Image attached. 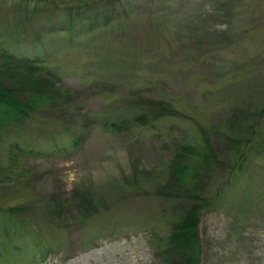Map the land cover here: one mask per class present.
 I'll list each match as a JSON object with an SVG mask.
<instances>
[{"label":"rangeland","instance_id":"374dc122","mask_svg":"<svg viewBox=\"0 0 264 264\" xmlns=\"http://www.w3.org/2000/svg\"><path fill=\"white\" fill-rule=\"evenodd\" d=\"M3 48L39 61L59 111L4 130L2 159L8 144L34 142L50 126L81 135L68 151L20 160L17 180L0 184V209H20L0 216L3 225L24 224L30 245L21 240L45 249L43 264H195L189 228L168 253L152 236L193 210L191 183L206 191L213 174H227L219 164L236 155L226 135L264 105V0H0ZM16 71L0 57V83L43 90ZM30 91L0 88V102L21 107ZM139 104L145 125L128 114ZM213 130L220 163L194 180L170 177L177 149ZM245 174L225 205L200 215L198 264H264V159Z\"/></svg>","mask_w":264,"mask_h":264},{"label":"trees","instance_id":"16d2710c","mask_svg":"<svg viewBox=\"0 0 264 264\" xmlns=\"http://www.w3.org/2000/svg\"><path fill=\"white\" fill-rule=\"evenodd\" d=\"M23 1V0H22ZM41 1V0H39ZM0 53V57H7L8 60L11 61L12 64L16 68H18V72L21 74V70H26L28 75H31L35 77V83H43V84H51L50 81L53 80L52 78L46 76L43 77L40 74L39 71V64L35 61H32L31 59H18L15 57V55L12 52H8L7 50H3ZM10 64V63H9ZM16 71V76L19 77V73ZM25 73L24 71H22ZM26 74V73H25ZM22 75V74H21ZM24 77L26 75H23ZM23 77V79H24ZM242 78L237 79L241 82ZM236 81V78L233 80ZM244 81V80H243ZM236 83V82H235ZM35 98L32 99V101H29L25 103L23 107H18L11 101H1L0 102V109H10L11 113L4 112V117L0 121V135L2 132L7 131L8 129H15L22 127L25 124L31 123L36 121L35 115L39 111H45L46 113L51 112L52 114L58 113V109L55 107V103L57 102V99L54 98L53 92H51V87L49 85V90L44 89L37 93H35ZM228 101H232L231 97L226 98ZM230 101V104H232ZM9 102V103H8ZM140 105V104H139ZM138 105V106H139ZM142 105H140L138 108H136L138 111L131 110L128 112V114L131 116L130 119L133 121V123L140 122L141 124L145 125L146 122L143 118V113H141ZM154 106V105H151ZM225 104L223 105L222 109H224ZM226 107V106H225ZM56 111H55V109ZM228 108V107H226ZM257 110V109H256ZM254 110L251 112L253 113ZM145 113V108L143 110ZM133 114V115H132ZM12 117H7V116ZM6 118H8L7 121ZM228 120V118H226ZM225 119V120H226ZM264 119V105L259 107V109L253 113V115H250L249 118H244L239 123L236 124V127L233 129V134H228L227 140L230 142V146L234 148V153L236 157L233 159V165L228 164L224 165L223 163L219 162V157H216V154L214 151H212V147L209 145V138L210 133L213 132H205L209 133L206 135H202L201 138L195 139L194 144H189L188 147H182L181 149H177L176 151V158L175 160L171 161L169 163V173L170 177L178 178L179 180H184L187 173H191L190 180H194L198 177V173L200 171L207 172L212 171L215 166V163L219 164L221 168L222 166L224 168L220 169V171L225 170L227 174H220L218 178H215L217 176H213L209 178L207 181V184L210 186L211 182L214 184L213 188L206 191L201 190L198 191V189L193 186L194 184L190 181V187L193 189L194 193V199L196 201L195 206H193V210L189 213H181L178 214L177 217L174 218L173 224L169 225L170 229H168L167 235L165 237H160L159 234H156L152 236V242L155 243L156 249L160 250L161 253H168L172 252V249H176L173 247V243L175 242V237L179 236V239L181 237L187 235L186 233L189 232L192 239L196 241V247H197V255L194 258L196 263L198 264L199 255H200V244L198 241V234H197V224L198 219L200 215H202L207 210H212L217 206L225 205V202L227 199L232 195L233 190L235 189V186L240 184L242 180H246L250 177L249 175L245 174L246 168L248 164L255 163L257 164L258 160L264 159V127H262V120ZM5 121V123H4ZM229 123V122H228ZM228 127V125H226ZM56 126H50V129L52 128V134L45 137V139H48L46 144L50 146V149L52 151H58V140L60 137V133L58 131V128H55ZM112 128H116V125L113 124ZM7 129V130H6ZM49 129V130H50ZM61 135H66L67 132L63 131ZM225 135V133H224ZM40 139V138H39ZM67 139V138H66ZM62 140V139H61ZM72 145H76L74 142L75 140H71L68 138V141H63L64 146L68 142ZM9 148V149H8ZM27 147L25 146H18V143L16 146H13L12 144H9L5 147V154L8 153V156L6 155L5 161L8 162L7 168H6V175L12 176L14 173L18 174L20 169L22 168L19 166L20 160H23V156L28 155L32 152L26 151ZM23 154L22 158H20L18 155L22 152H25ZM213 152V153H212ZM239 154V155H238ZM3 153L0 154V160L2 159ZM210 168V169H209ZM217 168V169H218ZM209 169V170H208ZM200 174V173H199ZM193 184V185H192ZM195 188V189H194ZM256 202V201H255ZM245 205H242L241 208H243ZM178 209H176L177 211ZM14 211V209L12 210ZM15 210L14 212H17ZM174 210V212H176ZM182 219V220H180ZM188 232H185L181 234V231L183 229H188ZM178 239L179 243L180 240ZM178 251V250H177ZM191 263V262H190Z\"/></svg>","mask_w":264,"mask_h":264},{"label":"bare ground","instance_id":"6f19581e","mask_svg":"<svg viewBox=\"0 0 264 264\" xmlns=\"http://www.w3.org/2000/svg\"><path fill=\"white\" fill-rule=\"evenodd\" d=\"M6 79V78H5ZM18 81V80H17ZM43 86H40V88L39 89H48L49 88V85L48 84H43V83H41ZM37 85V84H36ZM38 87V86H37ZM41 87H43V88H41ZM0 88L1 89H5V90H9V91H11V92H13L14 94H16V95H26L27 93H29V91L30 92H33V93H37V92H39V91H37V89L36 88H34V87H27L26 85H21V84H15V85H13V84H10V82L9 81H4V82H1L0 83ZM20 104H21V107L22 106H24V101H22V102H20ZM19 104V105H20ZM189 260H193V258L191 257ZM186 261V260H185ZM184 261V262H185Z\"/></svg>","mask_w":264,"mask_h":264}]
</instances>
